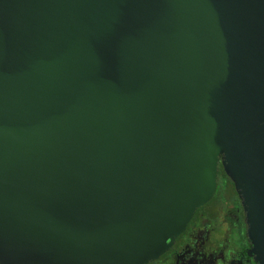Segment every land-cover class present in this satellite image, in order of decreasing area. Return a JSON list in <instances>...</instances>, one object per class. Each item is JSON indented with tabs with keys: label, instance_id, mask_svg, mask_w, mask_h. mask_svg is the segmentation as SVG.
Masks as SVG:
<instances>
[{
	"label": "water",
	"instance_id": "water-1",
	"mask_svg": "<svg viewBox=\"0 0 264 264\" xmlns=\"http://www.w3.org/2000/svg\"><path fill=\"white\" fill-rule=\"evenodd\" d=\"M220 162L264 264V0H0V264H148Z\"/></svg>",
	"mask_w": 264,
	"mask_h": 264
},
{
	"label": "flooded vegetation",
	"instance_id": "flooded-vegetation-1",
	"mask_svg": "<svg viewBox=\"0 0 264 264\" xmlns=\"http://www.w3.org/2000/svg\"><path fill=\"white\" fill-rule=\"evenodd\" d=\"M148 264H258L241 198L221 162L213 197L196 209L171 246Z\"/></svg>",
	"mask_w": 264,
	"mask_h": 264
}]
</instances>
